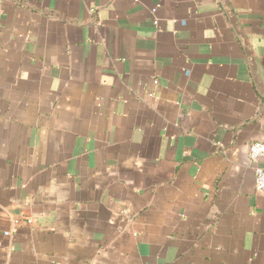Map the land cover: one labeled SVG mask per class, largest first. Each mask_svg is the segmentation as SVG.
<instances>
[{
	"label": "crops",
	"instance_id": "obj_1",
	"mask_svg": "<svg viewBox=\"0 0 264 264\" xmlns=\"http://www.w3.org/2000/svg\"><path fill=\"white\" fill-rule=\"evenodd\" d=\"M257 141L219 0H0V264H264Z\"/></svg>",
	"mask_w": 264,
	"mask_h": 264
},
{
	"label": "water",
	"instance_id": "obj_2",
	"mask_svg": "<svg viewBox=\"0 0 264 264\" xmlns=\"http://www.w3.org/2000/svg\"><path fill=\"white\" fill-rule=\"evenodd\" d=\"M231 26L234 30L240 44L242 45V48L244 50V53L246 55L249 68L251 71V75L253 78L254 85L258 91V93L261 95V97L264 99V83L260 76L259 68L257 65L256 57L254 55V52L252 50V46L242 28L240 25L235 12L229 2V0H219Z\"/></svg>",
	"mask_w": 264,
	"mask_h": 264
},
{
	"label": "built area",
	"instance_id": "obj_3",
	"mask_svg": "<svg viewBox=\"0 0 264 264\" xmlns=\"http://www.w3.org/2000/svg\"><path fill=\"white\" fill-rule=\"evenodd\" d=\"M249 160L255 173V188L264 193V141H257L249 147ZM6 236L8 233L5 234Z\"/></svg>",
	"mask_w": 264,
	"mask_h": 264
}]
</instances>
